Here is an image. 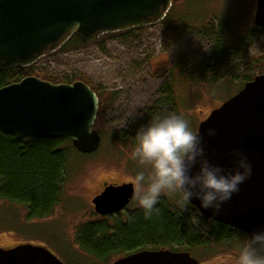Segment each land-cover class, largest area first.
<instances>
[{"label":"rangeland","instance_id":"rangeland-1","mask_svg":"<svg viewBox=\"0 0 264 264\" xmlns=\"http://www.w3.org/2000/svg\"><path fill=\"white\" fill-rule=\"evenodd\" d=\"M255 5L256 0H172L165 18L155 24L104 34L32 64L28 75L53 82L82 80L100 94L94 129L102 142L93 153L72 156L61 201L50 215H28L26 206L0 196V246H43L63 264H111L124 255H112L104 244L99 255L89 254L77 242L84 224L101 219L91 202L95 190L102 180L132 182L135 189L137 162L130 153L140 125L157 114L177 112L197 130L212 109L264 71V31L253 22ZM122 133L133 137V145ZM136 208L132 199L109 222L124 220ZM194 222L204 234L207 223L200 216ZM243 234L171 249L188 251L200 264H233Z\"/></svg>","mask_w":264,"mask_h":264},{"label":"water","instance_id":"water-1","mask_svg":"<svg viewBox=\"0 0 264 264\" xmlns=\"http://www.w3.org/2000/svg\"><path fill=\"white\" fill-rule=\"evenodd\" d=\"M172 0H0V69L27 67L74 36L83 44L104 34L155 24ZM254 24L264 31V0H256ZM98 96L84 81L53 82L35 75L0 86V133L19 141L69 139L82 154L95 152L102 138L94 129ZM215 128L213 136L207 128ZM212 162L231 167L232 149L245 153L252 175L219 212L191 203L203 216L240 232L264 227V72L212 109L197 126ZM134 185H106L92 198L95 213L115 214L133 198ZM0 264H63L43 246L0 247ZM111 264H200L188 251L143 249Z\"/></svg>","mask_w":264,"mask_h":264},{"label":"trees","instance_id":"trees-1","mask_svg":"<svg viewBox=\"0 0 264 264\" xmlns=\"http://www.w3.org/2000/svg\"><path fill=\"white\" fill-rule=\"evenodd\" d=\"M76 45L84 44L71 36L59 50ZM32 66L0 69V86L19 80ZM14 69H18L20 75L18 72L11 74ZM97 95L101 99L100 94ZM168 99H172L170 93ZM155 111L161 113V108L158 107ZM122 134L133 145V137L128 133ZM117 135L120 136V133ZM75 154L80 153L74 149L69 139L36 138L19 141L0 133V196L26 206L28 215H50L53 206L61 201L69 162ZM176 199L177 196L170 198L162 195L158 214L147 220L139 208L129 211L124 220L115 217L114 221L109 222L112 215L101 216L100 220L84 224L77 242L89 254L99 255L104 250L101 244H104L112 255H125L143 249H173L185 244L200 246L205 245L208 239L214 242L228 241L242 233L206 218L192 204L181 210L175 204ZM197 216L207 223L204 234L194 222Z\"/></svg>","mask_w":264,"mask_h":264},{"label":"clouds","instance_id":"clouds-1","mask_svg":"<svg viewBox=\"0 0 264 264\" xmlns=\"http://www.w3.org/2000/svg\"><path fill=\"white\" fill-rule=\"evenodd\" d=\"M215 128H207L208 136ZM130 159L137 162L133 199L150 219L159 212L162 195H175V204L186 209L193 199L200 207L219 212L252 175V164L239 149H232V166L212 162L206 154L204 137L182 114L153 116L134 133ZM233 264H264V227L245 232L236 247Z\"/></svg>","mask_w":264,"mask_h":264},{"label":"flooded vegetation","instance_id":"flooded-vegetation-1","mask_svg":"<svg viewBox=\"0 0 264 264\" xmlns=\"http://www.w3.org/2000/svg\"><path fill=\"white\" fill-rule=\"evenodd\" d=\"M166 15H167V14H166ZM157 68H158V67H157ZM98 100H99V104H100L101 99H100L99 96H98ZM99 104H98V111H97V114H96V119L98 118V114H99V111H100ZM96 119H95V120H96ZM94 123H95V122H94ZM113 183H114L113 181L102 180V181L100 182L99 186H98L99 188H98L97 190H95V194H94L93 197H95V196L98 195L100 192H102V190L104 189V187H105L106 185H110V184H113ZM121 183H124V182H117V184H121ZM93 197H92V198H93ZM92 198H91V199H92ZM132 199H133V198H132ZM132 199H131V200H132ZM131 200H130V201H131ZM130 201H129V202H130ZM128 204H129V203H128ZM128 204H127V205H128ZM127 205H126V206H127ZM126 206H125V207H126ZM125 207H124V208H125ZM121 211H122V210H121ZM109 215H113V214H109ZM105 216H108V215H105ZM14 245H16V244H13V245H3V246H0V247L7 248V247L14 246Z\"/></svg>","mask_w":264,"mask_h":264},{"label":"built area","instance_id":"built-area-1","mask_svg":"<svg viewBox=\"0 0 264 264\" xmlns=\"http://www.w3.org/2000/svg\"><path fill=\"white\" fill-rule=\"evenodd\" d=\"M81 53V52H80ZM39 61H37L36 63H38Z\"/></svg>","mask_w":264,"mask_h":264}]
</instances>
